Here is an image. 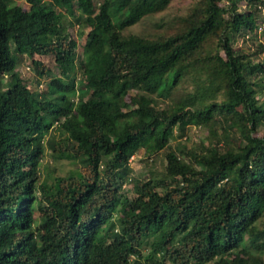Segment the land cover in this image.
Listing matches in <instances>:
<instances>
[{
    "label": "trees",
    "instance_id": "1",
    "mask_svg": "<svg viewBox=\"0 0 264 264\" xmlns=\"http://www.w3.org/2000/svg\"><path fill=\"white\" fill-rule=\"evenodd\" d=\"M24 1L0 0V264H264V55L233 46L264 28V0H198L157 38L123 33L172 0ZM185 78L193 92L159 107ZM189 125L208 144L174 149ZM54 128L80 169L48 183ZM165 148L160 175L130 178Z\"/></svg>",
    "mask_w": 264,
    "mask_h": 264
},
{
    "label": "rangeland",
    "instance_id": "2",
    "mask_svg": "<svg viewBox=\"0 0 264 264\" xmlns=\"http://www.w3.org/2000/svg\"><path fill=\"white\" fill-rule=\"evenodd\" d=\"M198 0H172L168 7L160 12L145 18H142L138 23L131 26L124 31V35H138L146 38H157L161 35H171L178 28V21L180 17H185L189 14L191 9L197 4ZM15 6L20 10L22 16L25 15L28 7L24 0H14ZM241 8H244L243 5ZM69 32L75 35L81 46L84 42V36H81V28L74 27L69 29ZM258 45H262L264 49V28L262 24L257 25V29L253 33L243 32L235 38L233 46L235 49L243 50L247 54L255 55V59H261L264 53L259 51ZM30 60L25 59L17 67V72L28 84H31L35 78L33 70L30 65ZM78 78V77H77ZM196 87V83L191 78H185L180 81L177 86L171 91L168 98L161 100L159 107L171 106L178 100L184 99L188 93H192ZM133 93L127 96L126 102L132 99ZM261 99L264 101V90ZM215 132L219 131V126L214 125ZM175 138L170 145L176 148V145H186L187 148H197L201 143L207 145L208 136L211 133L200 126L189 125L186 127L182 137H179L174 131ZM58 138V132L49 130L42 139L43 156L39 161L38 170L40 174V181L47 180L48 183L53 182L58 177H64L71 172L80 169L78 161H69L66 159H58L52 152L53 143ZM230 139L233 143H238L237 134L231 132ZM168 148H165L150 158L144 155L143 150H140L132 158H130L129 168L131 169L130 178L138 179L149 178L151 175H160L163 170L164 155ZM123 193L128 196L133 195V188L128 184L123 185ZM38 216V214H37Z\"/></svg>",
    "mask_w": 264,
    "mask_h": 264
}]
</instances>
